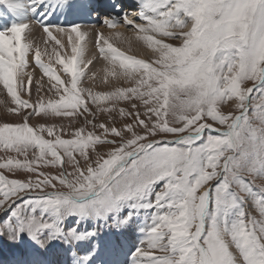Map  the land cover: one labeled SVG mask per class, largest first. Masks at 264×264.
Instances as JSON below:
<instances>
[{"label": "snow or ice", "instance_id": "6c2138e0", "mask_svg": "<svg viewBox=\"0 0 264 264\" xmlns=\"http://www.w3.org/2000/svg\"><path fill=\"white\" fill-rule=\"evenodd\" d=\"M135 3L140 23L116 3L101 23L131 26L154 58L126 55L97 32L111 66L105 82L131 86L93 92L81 87L96 75L86 71L95 58L85 59L88 33L52 23L90 15V0H0V103L22 121L0 124V150L16 154L0 162V240L15 249L4 264H62L65 249L72 264H264V0ZM29 18L57 46L48 62L28 40ZM30 56L41 79L28 71ZM120 102L130 122L117 127ZM101 112L112 126L95 123ZM33 116L68 122L30 126ZM20 172L30 175L9 178ZM102 227L112 234L105 242ZM131 228L140 239L121 261L117 237Z\"/></svg>", "mask_w": 264, "mask_h": 264}, {"label": "bare ground", "instance_id": "6f19581e", "mask_svg": "<svg viewBox=\"0 0 264 264\" xmlns=\"http://www.w3.org/2000/svg\"><path fill=\"white\" fill-rule=\"evenodd\" d=\"M135 1V0H134ZM134 5V4H133ZM135 6V5H134ZM138 9L135 10V12H131V16L133 19H136L137 23H140L138 16L136 15ZM3 13V7L0 6V14ZM135 14V16L133 15ZM82 16H85V14H81ZM92 15V13L90 14ZM27 23L30 24L31 28V33L28 35V40L31 41L33 44V48L35 49L36 47H39L42 53V60L45 62H48V55L45 54V51L49 54H51V50L54 47H57L54 42L49 41V43L46 45L44 43L45 41V34L43 33L42 28L39 27V25L34 24L30 18ZM81 30L88 33V37L86 38L85 41V48H86V53H85V59H93V63L89 65V69L86 70L88 73V76H92L93 73H95L94 80H89L87 77H85L84 82L82 83V87H88L94 90H97L100 88V90L104 89L105 87H111V86H116L118 80H122V78H116L113 79L112 77H108L107 82H105L104 77H105V68L111 67L108 64V61H105L99 54L96 45H95V36L97 32H100L104 38L109 40V43H111L115 48L118 50L124 52L126 55L134 56L138 59H146V60H152L154 58V54L152 51L142 42L137 40L136 37V31L131 28V26H125L123 25L122 27H117L114 29H105V28H82ZM55 35V33H54ZM119 36V38H117ZM58 38H60L58 36ZM159 38V37H158ZM63 42L66 44L67 38H63ZM169 42V41H167ZM172 43V41L170 40ZM66 51L69 52L70 54V49H65ZM65 50H60L61 54H64ZM31 56L29 57V62L31 65ZM54 63V59H53ZM32 64L34 65L33 68H29L28 71L33 72L34 78L35 79H41L42 73L38 68L35 67L34 62L32 61ZM57 68L59 66H56ZM116 68L118 70V62L116 63ZM120 82V81H118ZM122 82V81H121ZM43 83L44 86H47V78H43ZM6 97V93L0 95V101H3ZM4 109V104L0 103V108ZM50 122V121H48ZM132 230H136L135 228ZM137 231V230H136ZM126 232V231H125ZM123 233L122 235L118 236L117 239L119 240L120 244L123 246V252L120 254L119 259L121 261H124L125 259V254L132 248H134L139 239L140 235L137 232L133 233ZM112 237V234L109 232L106 234L101 242H105L109 240ZM8 243L7 249L2 251L0 253V264H4L5 261L10 257L13 251L15 249ZM69 256V257H68ZM70 258V259H69ZM62 264H72V255H71V250L70 249H65L63 251V254L60 257ZM68 259V260H67ZM67 260V261H66Z\"/></svg>", "mask_w": 264, "mask_h": 264}, {"label": "rangeland", "instance_id": "374dc122", "mask_svg": "<svg viewBox=\"0 0 264 264\" xmlns=\"http://www.w3.org/2000/svg\"><path fill=\"white\" fill-rule=\"evenodd\" d=\"M171 41H172V44H174V45L175 44H179V41H176V40H171ZM168 43H171V42L169 41ZM144 60H146V59H144ZM146 61H148V60H146ZM148 62H151V61L149 60ZM30 67L34 69V65L32 64V61H31ZM118 81H120V82H118ZM118 81H117V85L116 86L105 87L102 90H100V88L97 89V90L92 89V91L93 92H108V91H113L116 87H130L131 86V83L130 82H126L123 79L122 80H118ZM245 86L251 87L252 86V82L251 81L246 82V85ZM47 87H48V84H47V86H45V88H47ZM85 88H88V87H85ZM35 89H36V85L34 83L33 86H32V89H31V100H30V102H32V103H35L36 100H37V95H36V90ZM22 98L28 99V96L25 94ZM47 98H48L47 95H45V100H47ZM105 106H110V105H105ZM7 107H15V105H13L11 103L10 98L7 99ZM120 108H124L125 110H129L130 109V105L127 102H120L119 104L116 105V109L117 110L112 113V116L115 118V121H116L115 126H117V127H120L121 123H123V122H130V120L127 117H125V118L122 119L119 116L118 110ZM225 108H227V106H225ZM92 111H94V112L96 111L95 107H92ZM141 111H142V109H141ZM141 118H143V116H141ZM48 121H50V122H48ZM20 122H22L21 121V117L18 116L17 114H15V113H8L6 111V106L5 105H4V109H2V107L0 108V124H2V123L16 124V123H20ZM28 122H29L30 126H38L41 123L46 124V125H51V124L60 125L62 123L63 124H67L68 121H67V119H64V118L43 119L41 117L33 116ZM101 122H104V123L108 124L109 126H112L111 125V122L109 120L108 115L105 114V113H102V112L101 113H97L96 119H95V123L99 124ZM79 126H83V122L82 121H80L76 125H74V127H79ZM72 130H73L72 128L67 129V132L62 134L63 135V138H71L70 137V132ZM86 131H92L91 127L89 126L86 129ZM96 131L98 133L100 130L97 129ZM213 134H215V133H213ZM157 139H159V137H157ZM169 139H171V137H169ZM15 155H16L15 153H7V154H5L3 152V150H0V162H2L4 159H7L8 156H15ZM17 158H21L22 159V157H17ZM39 170L40 171H43V172H46L49 175H56L57 174V170H54V169H51V168H41ZM0 172H4V170H0ZM5 174L7 175L6 172H5ZM29 175L30 174H28V173L20 172V173H17V175L15 177L9 176V178H16V179L25 180V179H27L29 177ZM32 178H35L34 175L32 176ZM259 183H261V182L260 181H257V184H259ZM45 190L46 191H49L50 189H45ZM58 190L66 191V189H63V188H61L59 186H58ZM126 211L127 210H125V213H126ZM246 211H249L257 220H260L261 219V217L259 216V214L252 209V207H251V201H249L247 203V205H246ZM0 215H2V213H0ZM69 223H71V220L69 221ZM92 226L93 225H91V224H81L80 225V227H81L82 230L85 229V228H91ZM108 231H109V229L106 228V227H102V228L99 229V235L100 236L102 235L101 237L98 236L99 237L98 238L99 241H101L102 238L106 234L109 233ZM127 231H128V233L137 232L136 230L133 231L132 228L129 229V230H127ZM7 242L8 241L6 239L0 240V253L2 251H4L5 249H7V247H8V243ZM93 242H95V241H93Z\"/></svg>", "mask_w": 264, "mask_h": 264}]
</instances>
